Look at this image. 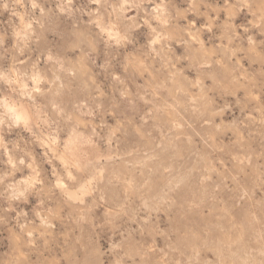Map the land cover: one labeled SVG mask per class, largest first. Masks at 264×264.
<instances>
[{"label":"rangeland","instance_id":"1","mask_svg":"<svg viewBox=\"0 0 264 264\" xmlns=\"http://www.w3.org/2000/svg\"><path fill=\"white\" fill-rule=\"evenodd\" d=\"M35 2L0 0V264H264V24L169 0L151 52L138 9L115 45L93 0Z\"/></svg>","mask_w":264,"mask_h":264},{"label":"clouds","instance_id":"2","mask_svg":"<svg viewBox=\"0 0 264 264\" xmlns=\"http://www.w3.org/2000/svg\"><path fill=\"white\" fill-rule=\"evenodd\" d=\"M17 2L20 3L21 0H17ZM93 2L99 5L97 18L93 23L100 28V35L106 38L109 43L115 45L133 43L129 39L122 18L124 13L133 8L138 9L137 16L129 19L133 20L137 29L140 27L147 28L152 37L148 41V48L151 52H156L157 46L163 47V42L169 37V26L172 20L169 0H119L118 7L110 4L109 0H93ZM31 6L33 9H36L38 4L35 0H31ZM4 7H8V5L5 4ZM227 7L230 9L234 8L237 11L246 9L252 13L254 23L264 24V0H232V3L228 4ZM109 8H111V11H108ZM141 12H143V16L140 15ZM31 27V24L25 25V29H31ZM12 111L14 110L9 109V112ZM74 171L77 175H73V171H65L62 176L57 178L55 186L68 191L76 188L79 182L78 175L80 169L75 168ZM24 194V191H20L17 195L13 196V199H19ZM17 223L20 229L21 247H23L25 242H30L34 230L31 227V222L20 224L18 219Z\"/></svg>","mask_w":264,"mask_h":264}]
</instances>
